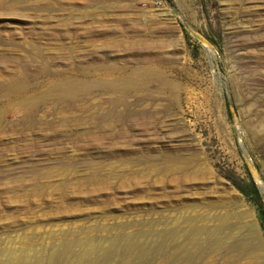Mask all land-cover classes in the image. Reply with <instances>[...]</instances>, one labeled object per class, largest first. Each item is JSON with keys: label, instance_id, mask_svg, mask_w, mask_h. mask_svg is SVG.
Instances as JSON below:
<instances>
[{"label": "rangeland", "instance_id": "1", "mask_svg": "<svg viewBox=\"0 0 264 264\" xmlns=\"http://www.w3.org/2000/svg\"><path fill=\"white\" fill-rule=\"evenodd\" d=\"M146 69L176 105L128 97L105 119L92 89L16 109ZM8 80L25 91L0 98V264H264V136L244 128L264 121V0H0ZM231 236L246 255H224Z\"/></svg>", "mask_w": 264, "mask_h": 264}, {"label": "bare ground", "instance_id": "2", "mask_svg": "<svg viewBox=\"0 0 264 264\" xmlns=\"http://www.w3.org/2000/svg\"><path fill=\"white\" fill-rule=\"evenodd\" d=\"M133 78L137 81H131L129 80L130 78L128 79V81L115 80L120 81L115 82L114 80H103L102 82L99 81L92 83H78L73 80H61L55 87H53L54 89H52L55 90L56 93H53L54 91H51L52 93L50 94L48 93L29 98H20L19 102L17 103L19 106L16 109L22 114L25 120H30L35 114L58 110V108L60 107L59 105L62 104H60V102L64 101L65 99L67 100L71 98L73 94H75V97L76 94H84L90 92L92 89H103L104 91H109L108 97L105 98L103 102H101L98 97L95 98L92 102V105H94L92 112H96L95 110L101 111L102 107L107 105V107L105 108L106 110L103 111L104 113L101 112L102 116L105 119H110L113 110L118 108L122 100L128 97L135 98L134 104L142 105L144 107H151L155 103H167L170 105L177 104L178 99L173 92L174 85H172L170 81L161 80L162 82L154 83V88L160 90L161 92L156 93V95L148 94L146 90L147 84L158 81V75L156 74V72L146 69L142 72L140 71L137 78ZM24 91L25 87L22 84H18L15 81L8 80L7 82L0 85V98H8L12 95L20 96ZM244 128L245 132L248 134V136L251 137V139L261 138L264 136V121L260 118L248 119L244 124ZM252 171L253 170L251 168V173L253 175ZM253 177H255V182L259 186V189H262L263 184L261 179L255 173ZM253 235H250L244 240L247 241L249 246H253L252 254L255 256H259L255 254L254 246L256 247V237ZM229 239L231 240L229 241V243L225 241L222 242V240L220 239L225 256L232 254L235 257H241L242 255H246V253L243 252L244 240L236 236H231ZM214 246L218 247L219 243ZM210 247L212 250L214 249L213 245H210ZM52 260L53 259L51 258L49 261Z\"/></svg>", "mask_w": 264, "mask_h": 264}, {"label": "trees", "instance_id": "3", "mask_svg": "<svg viewBox=\"0 0 264 264\" xmlns=\"http://www.w3.org/2000/svg\"><path fill=\"white\" fill-rule=\"evenodd\" d=\"M242 192H249V193H251L255 198H258L257 196H258V191H257V189H256V187L253 185V184H251L250 186H249V188H248V190L246 191V190H244V189H240Z\"/></svg>", "mask_w": 264, "mask_h": 264}, {"label": "water", "instance_id": "4", "mask_svg": "<svg viewBox=\"0 0 264 264\" xmlns=\"http://www.w3.org/2000/svg\"><path fill=\"white\" fill-rule=\"evenodd\" d=\"M251 173V172H250ZM251 176H252V174H251ZM252 179H253V177H252ZM253 181H254V179H253ZM255 183V182H254ZM255 185H256V183H255ZM256 187L258 188V186L256 185ZM259 189V188H258Z\"/></svg>", "mask_w": 264, "mask_h": 264}]
</instances>
